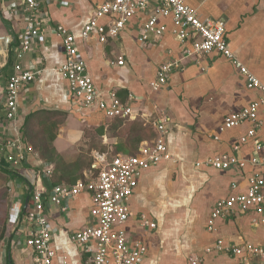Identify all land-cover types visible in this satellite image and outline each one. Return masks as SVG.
<instances>
[{"label":"crops","instance_id":"crops-1","mask_svg":"<svg viewBox=\"0 0 264 264\" xmlns=\"http://www.w3.org/2000/svg\"><path fill=\"white\" fill-rule=\"evenodd\" d=\"M104 1L48 0L42 7L41 33L21 62L26 67L37 66L44 71L40 78L22 88L18 115L9 120L5 117L3 101L13 73L19 37L26 26L22 13L25 0H0V168L16 183L19 210L29 197V191L32 196L33 178L53 184L55 165L47 162L31 141L34 128L42 126L48 137L55 136L53 145L67 163L80 159L78 172L81 171L80 178H84L93 167L96 154L108 157L129 154L133 125L146 126L140 121L108 117L98 102L91 107L84 106L71 96L68 81L60 72L65 52L62 38L56 33L57 26L63 25L79 36ZM185 2L196 9L202 19L226 23L225 38L229 48L264 83V0ZM157 3L158 0H153L149 10ZM148 13L130 18L120 35L110 37L107 42H102L96 32L88 40L77 39L79 53L101 98L110 101V94L115 92L121 100H132L145 111H153L157 105L158 112L164 111L170 117L168 150L177 161H163L143 172L130 200L131 215L124 228L132 239H139L147 246L143 264H243L239 256L210 253L206 248L219 237L264 246V223L253 224L256 216L253 212L218 219L213 231L207 228V222L219 199L248 189V178L253 171L264 176V165L250 163L252 158L264 155V150L255 149L256 141L264 142V104L259 109L261 124L255 138L241 142L252 127L249 122L223 129L228 115L258 100L260 93L248 89L243 75L217 51L186 58L161 89L153 90L151 83L157 77L159 66L181 57L184 45L172 33L169 18L159 20L167 31L157 43L140 42ZM100 23L110 26L112 19L105 16ZM119 57L124 58L123 65H117ZM145 129L147 133H142L146 136L154 132L151 126ZM13 137H20L25 147L33 150L27 159L35 170L32 178L26 177L29 181L14 177L5 161L3 142ZM236 145L239 147L235 148ZM220 154L235 155L248 163L244 168L226 170L196 165L197 161ZM48 167L53 168L51 178L46 175ZM68 206L66 214L55 205L48 211L56 261L66 258L68 264H88L89 255L72 242L71 235L94 222L91 193H81L69 200ZM17 212L15 206L13 219L18 232L17 237L13 236L12 247L10 243L11 262L35 264L24 238L19 236V221L23 215ZM144 214L156 223L155 228L139 225ZM195 259L198 261L193 263ZM6 260L7 256L2 264H9Z\"/></svg>","mask_w":264,"mask_h":264},{"label":"built area","instance_id":"built-area-1","mask_svg":"<svg viewBox=\"0 0 264 264\" xmlns=\"http://www.w3.org/2000/svg\"><path fill=\"white\" fill-rule=\"evenodd\" d=\"M48 0H25L23 16L26 26L19 37L15 52L13 73L7 82L3 101L5 117L16 118L19 110V95L24 86L40 78L44 68L26 67L21 60L30 50L33 40L41 33L40 12ZM153 0H105L95 10L91 20L85 25L79 36L67 27L58 25L56 33L61 36L65 62L60 68L62 76L68 81L69 92L73 98L84 106L91 107L98 102L99 108L106 116L124 120H135L151 126L154 135L144 139L134 154H116L108 157L98 153L93 167L75 183L51 184L41 179L31 184L32 196L22 219L19 221V236L24 238L25 247L30 250L35 264H68L63 258L56 261V249L53 244V231L48 220L51 206H58L63 214L69 210L68 201L83 192H90L93 206L91 214L93 224L84 226L73 232L72 242L78 244L86 252L88 264H143L147 246L139 239H132L124 224L131 215L130 200L139 184L143 172L163 161L176 162L177 159L168 150V124L170 117L164 111L158 112V106L153 111H145L134 105L132 100L123 101L115 92L109 96L110 101L101 98L98 90L87 71L86 62L79 53L77 39L88 40L96 32L102 42L117 38L130 18L143 12L148 16L143 23L139 41L155 44L167 31L164 24H159L161 18H169L172 33L184 45L182 56L163 62L157 77L152 81L153 90L161 89L168 81L169 75L182 67L186 58L200 57L217 51L227 57L235 69L243 75L248 89L257 90L259 99L252 102L241 111L231 113L225 119L223 129L251 123L252 127L241 138L247 142L257 135L261 124L259 109L264 104V83L248 68V66L231 50L225 38L226 23L223 20L202 19L198 11L188 5L185 0H158L157 5L150 9ZM105 16L112 19L110 26L100 23ZM117 65L125 63L119 57ZM115 64V62H112ZM2 110V107H0ZM239 146L236 145L235 148ZM5 161L13 172L32 178L34 168L27 165L26 148L20 137H13L3 142ZM255 149L264 150V142L256 141ZM247 160L235 155L220 154L197 161L198 167H213L216 169L244 168ZM253 166L264 165V155L250 160ZM46 175L52 177L53 168L45 169ZM246 191L238 192L227 198L219 199L208 219L207 228L215 230L218 219H228L238 214L253 212V224L264 223V176L253 171L249 178ZM236 185H233L235 188ZM143 227L155 228V222L144 214L139 220ZM17 244V241H16ZM206 252L239 256L243 264H264V246L251 242L235 243L219 237L214 244L206 248ZM7 256V254L5 255ZM195 259L192 262L196 263Z\"/></svg>","mask_w":264,"mask_h":264},{"label":"rangeland","instance_id":"rangeland-1","mask_svg":"<svg viewBox=\"0 0 264 264\" xmlns=\"http://www.w3.org/2000/svg\"><path fill=\"white\" fill-rule=\"evenodd\" d=\"M133 125V124H132ZM141 123L136 124L133 127H138ZM146 127V126H145ZM49 128V127H48ZM49 129H52L51 127ZM34 135L31 138V141L35 145L36 149L41 153L40 145L43 144L44 139L48 137L47 133H44V127L42 126L39 129H33ZM45 134V135H42ZM47 134V135H46ZM130 149H135L137 143L130 142ZM78 161V160H77ZM64 164L67 161L63 160ZM63 164V163H62ZM79 173V172H78ZM80 174L82 172L80 171ZM16 183L12 176H9L0 168V264L5 262V255L7 254L8 242L10 241L12 247L13 236L17 237V228L16 222L13 217L15 215V206L17 210L21 207V204L18 203L17 198V189ZM20 206V207H19ZM4 233V238L2 234Z\"/></svg>","mask_w":264,"mask_h":264},{"label":"trees","instance_id":"trees-1","mask_svg":"<svg viewBox=\"0 0 264 264\" xmlns=\"http://www.w3.org/2000/svg\"><path fill=\"white\" fill-rule=\"evenodd\" d=\"M135 126V125H134ZM51 127V126H50ZM133 129V133H131L130 137V142H135L137 143V146L135 149H129L127 152L129 154H134L137 152L139 144L141 143V141H143L144 139L150 138L154 135V132L148 136H146L147 133L145 127L143 126H139L138 127H132ZM145 131V132H144ZM144 132V133H142ZM150 132V130H149ZM55 139V136L50 134L49 137L47 139H45L43 141V144L41 143L40 145V149H41V155L44 159H46L47 162L49 163H53L55 165V171H54V176H53V180L52 183L53 184H60L62 182H68V183H75L81 176L82 174L78 173L79 170V166H80V159L78 161L72 162V163H65L63 162V157L57 153L54 145H53V141ZM28 152H27V158H26V164L28 165ZM63 163V164H62ZM3 165V163H2ZM13 176H19L22 177L23 179L29 181L25 176L20 175L16 172H14ZM28 196L31 198V192L29 191ZM18 215H23L24 214V203H22V208L21 210H18L17 212ZM15 221V220H14ZM3 238H4V233L2 234ZM7 250H9V252L7 251V262L9 264H12L10 259V241L8 242V247Z\"/></svg>","mask_w":264,"mask_h":264},{"label":"water","instance_id":"water-1","mask_svg":"<svg viewBox=\"0 0 264 264\" xmlns=\"http://www.w3.org/2000/svg\"><path fill=\"white\" fill-rule=\"evenodd\" d=\"M7 52L9 53V43H8V45H7ZM29 200H30L29 197H27L26 200H25V203H24V212H25V210L27 209V206H28Z\"/></svg>","mask_w":264,"mask_h":264}]
</instances>
